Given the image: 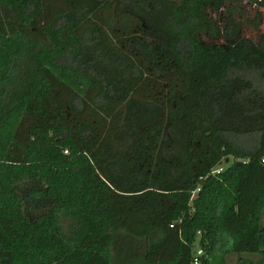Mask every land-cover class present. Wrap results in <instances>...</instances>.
Masks as SVG:
<instances>
[{
  "label": "trees",
  "instance_id": "trees-1",
  "mask_svg": "<svg viewBox=\"0 0 264 264\" xmlns=\"http://www.w3.org/2000/svg\"><path fill=\"white\" fill-rule=\"evenodd\" d=\"M263 10L0 0V264H264Z\"/></svg>",
  "mask_w": 264,
  "mask_h": 264
},
{
  "label": "rangeland",
  "instance_id": "rangeland-1",
  "mask_svg": "<svg viewBox=\"0 0 264 264\" xmlns=\"http://www.w3.org/2000/svg\"><path fill=\"white\" fill-rule=\"evenodd\" d=\"M263 12H264V10H263ZM260 30L264 31V19H263V23L261 25ZM246 33L250 36H253L254 38L257 37L256 32H252V31L247 30ZM233 161H234L233 157H229V156L225 157L222 160V162L218 165V167H220L223 170H226L233 163ZM33 189H34V184H27L23 188V191H25V194H28L31 191H33ZM27 202H28L27 205H30V208L33 211L34 215H36L37 213H43L45 211L42 204H40V206H38V204H36V202L34 200L30 201V203H29V200ZM262 217H263L262 225L264 226V211H263ZM198 243H199V239L197 238L195 245H198ZM196 251H197V248L195 246L193 248V254H195ZM205 254H206V252H205ZM211 258L213 261H211L209 264H258V262L262 259L260 255H248V254H242V253L238 254L235 252L234 253L228 252L222 248H216L213 251V255L211 256ZM129 264H136V262L133 259H131Z\"/></svg>",
  "mask_w": 264,
  "mask_h": 264
},
{
  "label": "built area",
  "instance_id": "built-area-1",
  "mask_svg": "<svg viewBox=\"0 0 264 264\" xmlns=\"http://www.w3.org/2000/svg\"><path fill=\"white\" fill-rule=\"evenodd\" d=\"M223 169H221L220 167H216L212 173L216 174V173H220L222 172ZM200 188H198L197 190H194L192 192V198L194 199L196 197V194L199 192ZM173 226V225H172ZM202 236V233L199 231L198 232V239H200V237ZM197 248V251L195 254H193V259H192V264H203V257L205 255L204 249L200 244V241L198 243V245H195Z\"/></svg>",
  "mask_w": 264,
  "mask_h": 264
}]
</instances>
